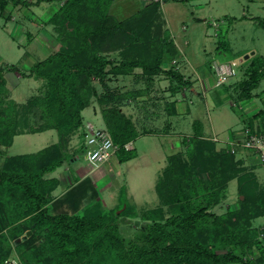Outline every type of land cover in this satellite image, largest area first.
Listing matches in <instances>:
<instances>
[{
  "label": "trees",
  "instance_id": "obj_1",
  "mask_svg": "<svg viewBox=\"0 0 264 264\" xmlns=\"http://www.w3.org/2000/svg\"><path fill=\"white\" fill-rule=\"evenodd\" d=\"M42 1L0 0V11L3 14L10 4L27 8ZM113 1H62L48 21L56 31L58 48L28 72L16 64H0V147L11 146L20 134L50 129L59 134L56 143L37 152L4 156L0 162V264H9L11 257L19 259L17 264H264V238L254 225L264 216V187L256 164L218 149L198 122L196 132L187 138L186 154L167 156L156 183L158 207L139 213L126 186L112 209L99 198L82 204L78 195L70 196L73 189L54 200L60 179L49 174L70 159L68 149L83 125L82 112L94 97L119 146V161L125 162L138 156L135 148L125 145L140 134L122 107L151 93L160 76L172 81L173 97L192 86L176 67L164 66L170 55L180 52L169 28L161 23V1L152 0L123 19L110 12ZM27 35L31 42L32 33ZM137 69L145 87L111 85ZM6 70L41 78L45 84L38 94L19 103L7 96ZM244 74L237 84L238 97L251 100L264 77V58L250 60ZM165 109L169 116L178 114L177 99L167 100ZM259 115H264V108L255 114ZM169 130L164 127V132ZM232 179L238 182V201L217 213L214 208L227 198ZM94 187L89 179L86 189L95 195ZM124 215H140L147 222L141 237L129 241L122 235L119 218ZM29 230L31 235L16 243Z\"/></svg>",
  "mask_w": 264,
  "mask_h": 264
},
{
  "label": "rangeland",
  "instance_id": "obj_2",
  "mask_svg": "<svg viewBox=\"0 0 264 264\" xmlns=\"http://www.w3.org/2000/svg\"><path fill=\"white\" fill-rule=\"evenodd\" d=\"M62 1L43 0L27 8L13 7L10 4L3 14L0 11V64H16L21 71L28 72L35 62L58 48L56 31L48 21ZM160 1L161 23L164 28H169L171 36H175L174 41L180 52L170 55L164 66H174L185 73L186 77L192 79L193 86L182 88L174 96L178 101L179 113L172 116H169L165 109L167 100L173 99L170 89L172 81L164 76L157 78L151 93L126 102L122 110L131 115L140 135L133 141L138 156L125 162H120L119 154H116L97 168L98 170L92 169L93 166L86 156L83 122L68 149L70 159L61 170L52 172L49 176H59V172L66 169L79 178L86 174L81 183L77 182L68 189H73L70 196L78 195L84 205L99 198L106 208L112 209L120 203L121 187L126 186L128 198L139 213L158 207L161 201L156 183L167 164V156L176 152L186 154L187 138L197 130L195 122L202 125L205 136L216 134L224 140L232 130L247 125L245 117L264 107V77L254 89L255 96L251 100L239 99L237 88V84L245 76V68L250 60L256 56L264 58V26L260 25V21L264 20V0ZM143 3L144 0H114L110 12L123 19L139 11ZM9 14H12L11 19H7ZM28 32L33 35L31 42ZM172 38L174 39L173 36ZM26 51L27 55L24 56ZM112 55L117 57V52ZM215 61L237 63L239 74L226 84L227 87H213L215 77L212 65ZM207 71L210 73V81H205L204 86L200 75ZM139 72L137 69L133 75L120 76L113 80L111 85L129 89L145 87L144 81L137 77ZM5 77L8 98L19 103H24L31 96L38 94L45 84L41 78L24 77L19 71L6 70ZM83 111L86 123L106 127L102 106L97 98L94 97ZM35 113L32 114V119L38 117V113ZM167 126L170 132L172 131L169 134L164 132V127ZM144 129L159 130L143 133ZM57 141L59 134L55 129L36 134H20L12 146L0 147L3 150L0 162L4 156L37 152ZM238 155L250 157L246 161L254 160L258 181L264 187V164L258 156L249 150H240ZM89 179L95 183V195L93 189H86ZM64 187L65 183L54 193L62 192ZM226 194L227 198L214 208L215 212L223 213L237 203V179L229 182ZM146 224L140 215H124L119 218L120 232L129 241L141 237L145 233L143 227ZM254 225L263 227L264 216L255 219ZM13 258L18 259L11 257Z\"/></svg>",
  "mask_w": 264,
  "mask_h": 264
},
{
  "label": "built area",
  "instance_id": "obj_3",
  "mask_svg": "<svg viewBox=\"0 0 264 264\" xmlns=\"http://www.w3.org/2000/svg\"><path fill=\"white\" fill-rule=\"evenodd\" d=\"M160 1V0H159ZM215 83L213 87L228 84L238 76L239 70L236 62H217L212 65ZM234 105H237L234 103ZM86 156L92 164V169H97L107 163L114 155L118 154L119 146L114 142L111 132L107 127H97L91 122L84 125ZM216 142L218 149H225L236 155L240 150H249L258 156L264 164V125L261 123L246 125L241 130L232 131L226 139H220L218 135L205 136ZM126 149H132L133 142L125 145ZM260 236L264 238V226L261 227ZM19 259H9V264H17Z\"/></svg>",
  "mask_w": 264,
  "mask_h": 264
},
{
  "label": "crops",
  "instance_id": "obj_4",
  "mask_svg": "<svg viewBox=\"0 0 264 264\" xmlns=\"http://www.w3.org/2000/svg\"><path fill=\"white\" fill-rule=\"evenodd\" d=\"M151 0H144V3H143V6L145 5V4H147V3H149ZM172 36L174 37V40H175V36L172 34ZM176 42V41H175ZM177 44V43H176ZM177 47H178V45H177ZM28 51H26V52H24V56L25 55H27L26 53H27ZM48 55V54H47ZM47 55L44 57V58H46L47 57ZM43 58V59H44ZM42 60V59H41ZM178 67V66H177ZM183 74H185V73H183ZM209 76H210V73L207 71V72H203V74L202 75H200V78H201V80H202V84L205 86V81H210L209 80ZM214 76V75H213ZM186 77V76H185ZM186 78H188V77H186ZM190 80H192V79H190ZM192 86H193V83H192ZM223 86V85H222ZM224 87V86H223ZM226 87V86H225ZM173 99H174V97H173ZM264 108V107H263ZM263 108H260V110L261 109H263ZM179 109V108H178ZM259 110V111H260ZM84 112V111H83ZM83 112H82V115H83ZM258 112V111H257ZM257 112H253L252 114H250L249 116H247V117H245V121H246V123H250V124H256V123H261V125L263 124L264 125V115L263 116H255V114L257 113ZM83 118H84V116H83ZM83 122H84V124H86V122L84 121V119H83ZM170 122V121H169ZM88 123V122H87ZM248 125V124H247ZM246 126V125H245ZM245 126H243V127H245ZM243 127H241V128H239V129H235V130H241ZM51 130V129H50ZM235 130H232V131H235ZM46 131H49V130H46ZM231 131V132H232ZM43 132H45V131H43ZM172 132V131H171ZM170 132V130H169V132H167V134H169V133H171ZM37 133H41V132H37ZM25 134H29V133H25ZM36 134V133H35ZM18 135H16L15 136V138L17 137ZM15 138H14V141H15ZM14 141H13V143H14ZM13 145V144H12ZM11 145V146H12ZM71 147V146H70ZM17 155V154H16ZM238 157H240V158H244V159H246V160H249V158L250 157H248L247 155H238ZM68 161V160H67ZM66 161V162H67ZM65 162V163H66ZM247 162H249V161H247ZM65 163L62 165V166H64L65 165ZM250 163H254L255 164V162H254V160H252L251 159V161H250ZM61 166V167H62ZM61 167H59V168H57L55 171H58V170H61L60 168ZM67 168V167H66ZM96 170H98V169H96ZM96 170H93L94 172L96 171ZM54 171V172H55ZM70 170H68V169H66V171H60L59 172V176H53V177H58L59 179H60V185H63V183H65V187H64V189H62V192H60V193H58V194H55L54 192L58 189V187L60 186H58L57 187V189L53 192V195H54V197H55V201H57L60 197H62L67 191H68V189L72 186V185H74V184H76L77 182H80L85 176H86V174L85 175H83V177H81V178H79V177H77V176H75V174H73V173H71L70 174V172H69ZM92 183H93V185H95V183H94V181L92 180Z\"/></svg>",
  "mask_w": 264,
  "mask_h": 264
},
{
  "label": "water",
  "instance_id": "obj_5",
  "mask_svg": "<svg viewBox=\"0 0 264 264\" xmlns=\"http://www.w3.org/2000/svg\"><path fill=\"white\" fill-rule=\"evenodd\" d=\"M249 56H246L248 58ZM31 235V230L27 231L22 237L16 240V243H20L23 240H26Z\"/></svg>",
  "mask_w": 264,
  "mask_h": 264
}]
</instances>
